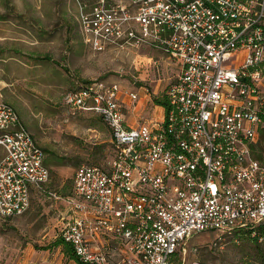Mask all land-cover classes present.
Returning a JSON list of instances; mask_svg holds the SVG:
<instances>
[{
  "label": "built area",
  "instance_id": "obj_1",
  "mask_svg": "<svg viewBox=\"0 0 264 264\" xmlns=\"http://www.w3.org/2000/svg\"><path fill=\"white\" fill-rule=\"evenodd\" d=\"M79 13L95 50L149 46L180 68L161 94L164 114L138 123L129 117L143 95L119 80L65 95L73 113L106 121L113 153L80 165L72 193L55 196L60 235L85 264H186L195 235L214 234L215 246L252 230L263 258L249 263L264 264V0H98ZM46 158L0 100V220L48 191Z\"/></svg>",
  "mask_w": 264,
  "mask_h": 264
},
{
  "label": "rangeland",
  "instance_id": "obj_2",
  "mask_svg": "<svg viewBox=\"0 0 264 264\" xmlns=\"http://www.w3.org/2000/svg\"><path fill=\"white\" fill-rule=\"evenodd\" d=\"M97 1L0 0V58L10 53L19 57L13 66L0 62V100L17 101L16 108L44 147L52 170L48 191H35L25 214L0 220V264H79L53 245L61 234L64 211L63 201L55 196L70 195L77 168L103 164L113 153V142L98 114L73 113L65 103L77 82L105 78L140 90L143 101L130 114L132 123L165 112L155 102V95L165 89L164 81L156 87L157 79L176 76L180 63L149 46L99 52L84 42L80 5ZM213 240L214 234L208 232L191 238L186 264H251L259 257L250 240L232 235L215 246Z\"/></svg>",
  "mask_w": 264,
  "mask_h": 264
},
{
  "label": "trees",
  "instance_id": "obj_3",
  "mask_svg": "<svg viewBox=\"0 0 264 264\" xmlns=\"http://www.w3.org/2000/svg\"><path fill=\"white\" fill-rule=\"evenodd\" d=\"M45 59H49V56H46ZM78 84V82H77ZM77 87V86H76ZM75 87V88H76ZM74 88V89H75ZM155 102L156 104H158L159 106H167L166 104V101L162 98V96L160 95H155ZM233 236H237L239 237V240H250L252 241L253 243H255V245L258 247V258L253 260V262H256V261H260L262 258H263V252L259 246V243H258V240H257V237L253 235V232L252 230H246V231H241V230H238V231H235ZM55 247H62L63 248V251H64V254L65 256L69 259V260H72L74 262H78L79 264H85V262L81 261L79 256L77 255V253L75 252V247L67 242L62 235H60L54 242L53 244Z\"/></svg>",
  "mask_w": 264,
  "mask_h": 264
},
{
  "label": "crops",
  "instance_id": "obj_4",
  "mask_svg": "<svg viewBox=\"0 0 264 264\" xmlns=\"http://www.w3.org/2000/svg\"><path fill=\"white\" fill-rule=\"evenodd\" d=\"M18 61H19V57L17 56V54H15V53H10V54H8L6 57H1L0 58V62H3V64L5 65V66H13V65H16V64H18ZM170 77H172V76H160L158 79H157V88L161 85V84H163V81H164V83H165V85H166V83L168 82V80H169V78ZM103 79H105V78H103ZM111 81V80H110ZM112 81H114V80H112ZM15 108H16V106H15V102L17 103V101L15 100V99H12L11 101H9ZM18 106H21V104L19 103V101H18ZM17 110H18V108H17ZM137 110V109H136ZM135 110V111H136ZM18 112H19V110H18ZM134 112V111H133ZM132 112V113H133ZM19 115H20V112H19ZM20 118H21V121H22V123L23 124H26V122H24V119L21 117V115H20ZM26 126L29 128V130L31 131V129H30V127L28 126V124H26ZM32 132V131H31ZM32 134H33V132H32ZM34 135V134H33ZM34 137H35V135H34ZM36 138V137H35ZM37 139V138H36ZM38 140V139H37ZM39 141V140H38ZM41 146H42V144H40ZM47 154V153H46ZM47 158H48V154H47ZM46 158V162H47V164H48V159ZM48 166H49V164H48ZM49 168H50V166H49ZM51 172H52V170H51Z\"/></svg>",
  "mask_w": 264,
  "mask_h": 264
}]
</instances>
